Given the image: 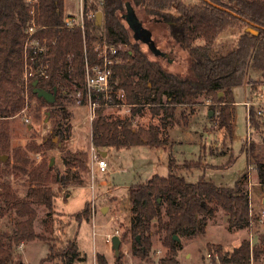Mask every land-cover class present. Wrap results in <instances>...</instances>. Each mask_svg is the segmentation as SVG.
I'll list each match as a JSON object with an SVG mask.
<instances>
[{"label":"trees","instance_id":"1","mask_svg":"<svg viewBox=\"0 0 264 264\" xmlns=\"http://www.w3.org/2000/svg\"><path fill=\"white\" fill-rule=\"evenodd\" d=\"M64 1L39 0L36 13L39 29L34 38L40 47L45 48V52L36 55L34 67L47 65V77L35 79L26 86L25 31L32 16L25 0H0V121H3L0 125V156L9 157L6 162L0 160V176L12 170L26 177L29 183L25 196L21 198L9 183L0 181V215L9 210L14 211L18 218L11 235L0 234V264H22L19 260L15 261V246L34 240L49 242L46 235L35 231V206L44 207L52 213L56 202L52 185L61 183L66 187H80L84 180L72 170L87 169L84 154L72 155L63 148L70 133L68 124L57 123L52 137L44 139L41 145L29 143L25 148L10 150L7 121L21 113L29 105L30 99L57 107L62 88L66 85L74 86L76 92L81 91L85 95L86 61L96 63L99 44L106 41L111 46L121 48L118 55L120 62L112 67L109 104L115 103L117 91L123 90L127 101L133 105V117L146 105L155 115L162 114L160 127H135L133 117H106L103 111L107 101L102 94L94 93L93 100L99 103V107L92 123V146L101 155L112 149L136 146L151 149L166 147L168 127L172 126L177 108L191 106L199 98L213 99L220 106L219 120L231 135L234 89L245 84H256L257 77L264 80V0H199L195 5H188L184 0H105L100 10L86 3L84 30L65 27ZM127 5L133 7L137 17L139 10L151 21L155 22L161 17L166 22L173 39L192 59V78H181L168 72L160 60L151 59L132 40L129 27L122 17ZM90 11L103 13L100 27L96 17H89ZM232 28L248 29L241 32L236 49L224 56L213 57L215 41ZM199 39L204 41L203 44H196ZM37 89L45 92L56 89L55 101L50 103L39 98L35 92ZM257 117L253 109L250 116L252 128L259 126ZM54 138L58 139L57 143L53 142ZM55 145L63 153V163L67 168L65 175L60 178L52 175L46 162L29 168L30 153H43L52 150ZM247 156L248 160L255 159L259 178L264 184V163L255 154V146H250ZM168 169L166 177L155 175L129 188V228L123 239L131 235L133 256L149 262L155 234L168 250L162 264H178L176 238L205 235L208 219L214 216L216 208L227 213L230 230L249 227L250 198L241 187L244 177L234 188H226L204 179L195 184L188 183L184 176L175 172L172 157H169ZM87 214L86 206L76 219L79 221ZM137 237H140L139 241ZM5 240L8 241L6 245ZM209 247L219 255L221 264H264V236H260L259 242L252 247L250 241L244 240L231 252L224 253L220 247ZM58 256L62 264L83 262L76 243L69 241L58 253L51 246L50 253L40 264L52 262ZM121 258L119 253L117 261L120 262ZM98 259L100 264H106L104 258L99 256Z\"/></svg>","mask_w":264,"mask_h":264},{"label":"rangeland","instance_id":"2","mask_svg":"<svg viewBox=\"0 0 264 264\" xmlns=\"http://www.w3.org/2000/svg\"><path fill=\"white\" fill-rule=\"evenodd\" d=\"M221 1L226 2V0ZM184 2L195 5L199 0H184ZM79 12V0L64 1L65 17L77 16ZM137 12L139 20L152 32L157 48L166 53L168 58L156 57L145 44L138 41L141 49L151 59L160 60L168 72L181 78H192V59L173 39L166 22L161 17L158 18L160 20L151 21L142 11L137 10ZM126 14L127 11L123 15ZM247 29L232 28L221 34L213 45V57L224 56L236 49L241 32ZM130 34L134 40L131 31ZM203 42L199 39L196 44L201 45ZM257 81L253 84L254 87L252 84H245L234 89L235 104L231 106L234 109V120L231 135L228 134V128L223 127L219 120L220 106L213 99L199 98L191 106L177 108L171 132V126L168 127L169 137L166 147L151 149L147 146H136L129 149H112L106 157L107 172H94L96 179L94 190L91 187L93 181L90 170L93 122L90 123L87 119L88 106L76 103L75 87L66 85L62 88L60 104L57 107L30 99L29 105L21 113L7 121L10 150L16 147L25 148L29 143L41 145L44 139L52 137L57 123L68 124L70 133L63 148L72 155L82 153L86 156V171L74 168L72 172L78 173L87 185L82 187L70 185L66 187L61 183L52 185L56 195L54 211L50 213L44 207L35 206L37 211L35 231L46 235L49 242L34 240L15 246L13 249L15 261L19 260L22 264H40L50 253L51 246H54L55 253H58L70 240L77 244L78 251L83 257V262L76 264H100L99 256L105 259L106 264H162V260L168 256V250L161 245L157 235L153 236L154 246L149 262H143L133 256L131 235L123 239L124 233L129 228V188L155 175L168 176L169 157L174 160L175 172L185 176L188 183L195 184L204 179L218 187L226 188H234L247 173V154L250 146H255V154L264 163V114L257 117L258 128L250 126V129L244 106V103L251 100L256 91L264 85V80L260 77H257ZM125 109L128 110L127 113H120L123 109L105 105L103 114L112 118H132L133 107ZM210 112H214L212 118H209ZM161 118L162 114L155 115L151 107L146 105L133 117V125L142 128H148L150 125L160 127ZM2 122L0 121V125ZM248 137L251 138L250 143L247 141ZM57 141V138L53 139L54 143ZM62 156L63 153L56 145L52 150L43 153L32 152L29 168L46 162L50 165L51 174L60 178L67 171ZM253 161L255 162V159ZM196 165L199 168L193 169ZM0 181L9 183L21 198L25 196L29 187L27 178L12 170L0 176ZM241 187L249 195L253 223L243 230H230L227 213L221 208H216L214 216L208 219L205 235L177 238L178 264H221L219 255L212 252L209 246L220 247L224 253L231 252L244 240L250 241L254 246L259 242L260 236H264V184L261 183L258 170L252 177V186L243 181ZM86 206L87 216L78 221L77 215ZM16 221L18 218L14 211L7 210L4 215H0V234L11 235ZM116 231H119V235L116 236L122 241L120 262L117 261L113 244ZM7 243L8 241L5 240L4 245ZM187 254L189 257L186 256ZM208 255L211 257L209 258ZM45 264H62V262L58 256L52 262Z\"/></svg>","mask_w":264,"mask_h":264},{"label":"built area","instance_id":"3","mask_svg":"<svg viewBox=\"0 0 264 264\" xmlns=\"http://www.w3.org/2000/svg\"><path fill=\"white\" fill-rule=\"evenodd\" d=\"M27 7L29 8L30 14L32 16L29 26L27 27L25 34L27 36L25 45H24V81L26 86L35 80L47 77L46 69L48 66L40 64L37 68L34 67L35 57L38 53H44L45 48L40 47V43L34 38L39 27L36 23V13L37 6L39 5V0H25ZM89 6L95 5L98 10L102 8L105 3V0H79L80 12L79 15L73 16L69 15L64 17V25L67 29L80 28L84 30L85 28V4ZM96 12L90 11L89 17H96ZM121 48L111 46L106 41L99 44L97 47V61L94 64H89L86 61L85 65V95L81 91H77L75 95V100L78 105H87L88 106V116L87 119L92 123L96 118V111L99 107V103L93 100V94H102L107 101L106 106L115 107L116 109H123L120 113H127L128 110L125 108L131 109L133 105L129 104L127 101V96L123 90L117 91L115 103L109 104L110 100V88H111V79H112V67L120 62L119 52ZM253 99V100H252ZM246 107L247 120L250 127V116L251 111L254 109L258 117L263 116L264 114V85L256 91L255 95L251 100H248L244 103ZM251 129V127H250ZM251 138L248 137V142L250 143ZM90 170L92 173L91 184L92 189H95V177L94 172L98 171L99 173H106L108 170V163L106 159L91 145L90 150ZM257 166L254 161L248 160V171L244 175V183L252 186V177L257 171ZM252 208V205H250ZM251 218H253V210L250 209V224L253 223ZM250 226V225H249ZM119 235V231L115 232V235ZM108 238H112L108 236ZM251 243V247H252ZM210 258L211 255H208ZM220 262V261H219ZM97 264V263H93ZM213 264V263H211Z\"/></svg>","mask_w":264,"mask_h":264},{"label":"water","instance_id":"4","mask_svg":"<svg viewBox=\"0 0 264 264\" xmlns=\"http://www.w3.org/2000/svg\"><path fill=\"white\" fill-rule=\"evenodd\" d=\"M126 11H127V14L123 15L122 17L125 20V22L127 23L129 30H133L134 41H136V42L139 41V42L146 44L147 47L149 48V50L152 51L156 57H162L163 59L168 58L166 53L162 52L159 48H157L154 40L152 39V32L143 26V23L137 17L133 7L130 5H127ZM102 20H103V13L100 11L97 13V16H96L97 25L99 27L102 25ZM36 84L37 83L35 82L34 86H36ZM35 92L37 93L39 98H43L46 101L53 103L55 101V95H56L57 91L55 89L54 92H45V91H41V90L37 89V90H35ZM213 115H214V113L210 112L209 118H212ZM106 154H107V152H104V153H102V156L105 157ZM8 158L9 157L6 155L0 156V160L3 162H6L8 160ZM137 240L139 241L140 237H137ZM113 244H114V250L116 251V255L118 256L120 253V247H121V240L118 236L114 237Z\"/></svg>","mask_w":264,"mask_h":264},{"label":"crops","instance_id":"5","mask_svg":"<svg viewBox=\"0 0 264 264\" xmlns=\"http://www.w3.org/2000/svg\"><path fill=\"white\" fill-rule=\"evenodd\" d=\"M172 126L170 127V132H171V130H172ZM111 150H109L108 152H107V154H106V156L104 157L105 159H106V157L108 156V154H109V152H110ZM171 155V154H170ZM185 177V176H184ZM85 185H87V183L85 184H83L82 186H85ZM81 186V187H82ZM70 241V240H69ZM77 245V244H76ZM240 246V244H238L236 247H239ZM236 247H234V248H236ZM127 252L129 253V250H127ZM186 256H188L189 257V254H187Z\"/></svg>","mask_w":264,"mask_h":264},{"label":"flooded vegetation","instance_id":"6","mask_svg":"<svg viewBox=\"0 0 264 264\" xmlns=\"http://www.w3.org/2000/svg\"><path fill=\"white\" fill-rule=\"evenodd\" d=\"M142 22V21H141ZM143 23V26H144V22H142ZM145 27V26H144ZM146 29H148L147 27H145ZM149 30V29H148ZM132 33H133V35H134V32H133V30H130ZM152 39H153V37H152ZM154 40V39H153ZM142 43V42H141ZM144 44V43H143ZM146 45V44H145ZM147 46V45H146Z\"/></svg>","mask_w":264,"mask_h":264}]
</instances>
